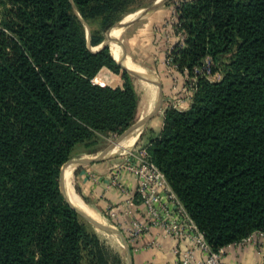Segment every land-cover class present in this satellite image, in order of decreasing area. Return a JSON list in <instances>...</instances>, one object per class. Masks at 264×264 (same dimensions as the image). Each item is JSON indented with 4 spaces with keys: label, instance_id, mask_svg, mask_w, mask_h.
I'll return each instance as SVG.
<instances>
[{
    "label": "trees",
    "instance_id": "16d2710c",
    "mask_svg": "<svg viewBox=\"0 0 264 264\" xmlns=\"http://www.w3.org/2000/svg\"><path fill=\"white\" fill-rule=\"evenodd\" d=\"M128 3L0 0V264H107L58 175L75 145L136 119L131 76L95 49L102 38L87 46L81 24L105 32ZM172 9L165 61L192 96L163 110L145 153L217 251L264 233V0ZM103 70L118 84L98 82Z\"/></svg>",
    "mask_w": 264,
    "mask_h": 264
},
{
    "label": "crops",
    "instance_id": "0c3cea01",
    "mask_svg": "<svg viewBox=\"0 0 264 264\" xmlns=\"http://www.w3.org/2000/svg\"><path fill=\"white\" fill-rule=\"evenodd\" d=\"M150 19L140 27L131 26L127 28L129 29L128 31L132 32L125 39L126 49L123 46L122 39L119 38L122 30L121 23L116 29L115 38L120 62L143 70L144 75L139 77V83L154 94V90L156 89L154 78L146 76L149 75L148 71L136 63L148 66L147 62L151 59L157 65L161 64L164 67L165 54L171 39L170 35H168L169 30L167 27L164 26L165 29H160L159 26H155V21L157 20ZM110 47L113 52L112 44ZM163 67L162 70L166 69ZM160 86L162 100L164 99L166 102V107L175 106L178 111H184L188 108L189 103L184 93L186 89L182 88L180 83L172 86L170 83H166L163 87V83L160 82ZM150 121L151 119L145 124L147 125V140L142 142V137L138 140L142 148L147 145L151 137L157 134V131L148 125ZM161 124L159 125V130ZM135 138L133 134L127 135L117 149L132 145ZM109 161V159H104L88 165L72 164L67 166L62 174L63 188L69 202L77 209L87 214L95 222L99 221L98 218H104L112 226L121 231L128 224L130 217L123 213V195L110 186L111 180L115 178L131 193L134 191V180L124 170L113 168L123 161L122 158ZM132 207L134 208L133 217L140 219L142 207L135 202ZM111 212L115 213V217L111 216ZM253 240L254 242L232 244L223 248L221 256L223 262L225 264H264V241H259L256 237H253ZM138 244L143 246L144 249L131 253L132 264H173V256L170 253L172 248H192L188 242L177 244L171 238L164 236L160 229L156 228L151 229L146 235H143ZM195 258L202 259L203 256L200 252H195Z\"/></svg>",
    "mask_w": 264,
    "mask_h": 264
},
{
    "label": "built area",
    "instance_id": "2783aa9c",
    "mask_svg": "<svg viewBox=\"0 0 264 264\" xmlns=\"http://www.w3.org/2000/svg\"><path fill=\"white\" fill-rule=\"evenodd\" d=\"M165 64L169 68L168 72H172L166 61ZM213 78L218 79V76ZM185 91V96L188 103H190L192 88ZM170 107L176 109L175 106ZM113 168L124 170L134 180V191L132 193L127 191L115 178H112L110 184L123 195V213L130 217L128 224L120 232L127 247H130L131 253L143 250L144 247L138 244L141 237L151 229L156 228L160 229L164 236L171 238L177 244L188 242L192 246L190 249L172 248L170 253L173 256V264H225L221 257L223 249L212 251L206 244L203 235L188 217L162 174L148 160L145 147L125 152L122 163L115 165ZM134 202L142 207L140 219L133 217L134 208L132 206ZM111 216L115 217V213L111 212ZM253 237H256L259 241H264V233L255 232L237 244L254 242ZM120 246L122 248L121 243ZM195 252H200L203 258H195Z\"/></svg>",
    "mask_w": 264,
    "mask_h": 264
},
{
    "label": "rangeland",
    "instance_id": "374dc122",
    "mask_svg": "<svg viewBox=\"0 0 264 264\" xmlns=\"http://www.w3.org/2000/svg\"><path fill=\"white\" fill-rule=\"evenodd\" d=\"M154 1L155 0H129V3L124 7V11H123V14L121 15V17L105 32H101L99 30L98 20H91L88 23L81 21V24L83 27V34H84V38H85V41L87 43V46L89 48L94 49V47L92 46V42L95 39L102 38L101 42H104V41L108 40L109 37L114 38L116 29L124 18L126 19L129 16L133 15V13L135 11H137L138 9H142V8H146V7L150 6ZM177 1H181V0H168L167 1L168 3L166 2L162 7H160L157 11H155L151 15L144 17V18H141L137 21H134L131 24L124 25L122 27L121 34L119 37L120 39H122L124 48L126 47L125 46V39L127 38V35H129L132 32V31H128L129 29H127V28H130L131 26L132 27L133 26L134 27H140L143 23H145L150 18L157 20V21H155L156 27L159 26L160 29L161 28L165 29V27H167V29L169 30L170 23L172 22V16H173L172 3L177 2ZM113 26H115V28L113 30H111ZM168 35H169V33H168ZM110 46H111V44L108 43L107 47H109L111 49ZM119 58H120V56H119ZM136 64L145 68V70L148 71L149 75L152 78L158 80L159 83L160 82L163 83V87L166 83H170L171 86L176 85V84L178 85V83H180V80L178 79L177 76L172 75V73L168 72L169 68L166 66L165 63H164V67L166 69H163V70H162L163 66L161 64L157 65L151 59L148 60V62H147L148 66H142L139 63H136ZM141 76H142V74H141ZM141 76H131V80H130V81H132L131 84H132V87H133L134 92H135L136 97H137V113H136L135 121L138 118L146 115L152 109V106H153V101H150L148 98L149 90L147 88H145V86H141L139 83V81H140L139 77H141ZM97 81L101 82L104 85H108V86H115L119 82V80L116 76L110 75L104 70L101 71L100 74L97 76ZM165 108H166V102L163 99L160 112L157 115L153 116L151 118V121L148 123V125L150 127L154 128V130H156L157 133L159 131V125H160V123H162V118H161L162 111ZM146 128H147V125H144L143 127L134 131L133 135L136 137L134 143L132 145H129L128 147L118 148L117 150L112 151L106 159H109L110 161H114V160L120 159V158L124 159L125 152L135 151V150H137V148L142 147V146H140L141 143H138V140L141 139V137L143 138L142 142H144V140L145 141L147 140L146 139V137H147ZM119 135L108 134V135L102 136L101 138H99L96 141V143L92 147H90L88 149L83 148V146L80 144L75 145L71 150V157L68 161L76 160V159H79L82 157H100V156H103L106 153V151L110 148V146L114 142V140ZM119 163H122V162H119ZM98 219H99V221H96L98 224L106 226V227H112L115 230L119 231L114 226H112L106 219H104V218H98ZM85 224H87L86 225L87 230L94 235L97 242L99 243V245L103 249L107 264H127L126 257H125V251L121 248L120 239L116 234L111 233V232H104V231H101L99 229H96L95 227L91 226L87 222H85Z\"/></svg>",
    "mask_w": 264,
    "mask_h": 264
},
{
    "label": "water",
    "instance_id": "95a60500",
    "mask_svg": "<svg viewBox=\"0 0 264 264\" xmlns=\"http://www.w3.org/2000/svg\"><path fill=\"white\" fill-rule=\"evenodd\" d=\"M168 0H155L150 6L146 7V8H142V9H138L137 11H135L133 14L134 16L128 20H125V18L121 21L122 27L126 24H131L134 21H137L141 18L147 17L149 15H151L152 13H154L155 11H157L160 7H162ZM115 28V26L112 27L111 30H113ZM115 44L116 45V40L115 38L109 37L108 40L101 42L95 49L101 47V46H107V44ZM109 50V47H108ZM112 58V57H111ZM113 59V58H112ZM113 61L119 65L120 67H122L125 72L127 73V75L130 76H141L140 73H137L133 70H129L127 69L125 66H123L120 62V60L116 61L113 59ZM148 77H151L150 75H146ZM155 80V93L153 94L151 92V90H149L148 92V98L149 100L153 101V106L152 109L143 117L138 118L135 122H133L128 128H126L115 140L114 142L111 144L110 148L106 151V153L103 156L100 157H90V158H79L76 160H71L68 162H65L59 170V175H58V190L60 195L62 196L64 202L85 222H87L88 224H90L91 226L95 227L96 229H99L101 231L104 232H111L116 234L119 239H120V243L122 245V249L125 251V257H126V262L127 264H132L131 262V256L129 254V250L127 247V244L125 242V239L123 237V235L115 230L112 227H106L103 225L98 224L97 222L91 220L85 213H83L82 211H80L79 209H77L76 207H74L72 204L69 203V201L67 200V198L65 197L64 194V189H63V180H62V173L63 170L69 166V165H88V164H93V163H97L101 160L106 159L110 153L114 150V148L122 141L124 140V138L129 135V134H133L134 131L138 130L139 128L143 127L153 116H155L161 109V104H162V95H161V86L158 80Z\"/></svg>",
    "mask_w": 264,
    "mask_h": 264
},
{
    "label": "bare ground",
    "instance_id": "6f19581e",
    "mask_svg": "<svg viewBox=\"0 0 264 264\" xmlns=\"http://www.w3.org/2000/svg\"><path fill=\"white\" fill-rule=\"evenodd\" d=\"M133 16H134V14H133ZM132 16V17H133ZM132 17H129V18H126L125 20H128V19H130V18H132ZM115 38V37H114ZM115 40H116V38H115ZM112 48H113V52L111 51V49L109 48V50H110V52H111V55H112V58L114 59V60H116V61H118L119 60V52H118V46H117V43H116V45L115 44H112ZM123 66H125L127 69H129V70H133V71H135V72H137V73H140V74H142V75H144V71L143 70H140V69H137V68H133V67H131V66H128V65H126V64H123V63H121ZM146 78V77H145ZM147 79V78H146ZM150 88V87H149ZM155 91V90H154ZM121 143V142H120ZM119 143V144H120ZM119 144L114 148V150L113 151H115L116 149H117V147L119 146ZM64 171V170H63ZM63 174V173H62ZM64 189V188H63ZM64 194H65V192H64ZM65 197L67 198V196H66V194H65ZM67 200H68V198H67ZM69 201V200H68ZM70 203V202H69ZM71 204V203H70ZM75 207V206H74ZM81 211V210H80ZM84 213V212H83ZM87 215V214H86ZM88 216V215H87ZM89 217V216H88ZM90 218V217H89ZM91 219V218H90ZM92 220V219H91Z\"/></svg>",
    "mask_w": 264,
    "mask_h": 264
}]
</instances>
